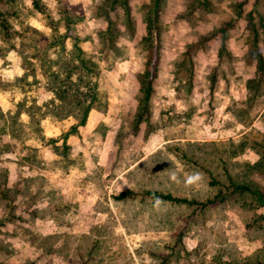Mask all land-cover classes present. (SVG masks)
Listing matches in <instances>:
<instances>
[{
	"label": "rangeland",
	"instance_id": "obj_1",
	"mask_svg": "<svg viewBox=\"0 0 264 264\" xmlns=\"http://www.w3.org/2000/svg\"><path fill=\"white\" fill-rule=\"evenodd\" d=\"M256 258L264 0H0V264Z\"/></svg>",
	"mask_w": 264,
	"mask_h": 264
},
{
	"label": "trees",
	"instance_id": "obj_2",
	"mask_svg": "<svg viewBox=\"0 0 264 264\" xmlns=\"http://www.w3.org/2000/svg\"><path fill=\"white\" fill-rule=\"evenodd\" d=\"M156 2L159 3L160 0H156ZM256 50H257V48H256ZM255 52H257V51H255ZM158 61H159V54H158L157 48L153 47V51L150 52L147 56V62L145 64V71L143 74V79L141 80L142 92H143V97L141 98V100L144 104L149 103V100H150L151 95H152V91H153L152 84H153V81L155 80V78L157 76ZM237 188L245 189V190L250 189L249 187H247V185L245 187L243 185H238ZM128 194H129V192H124L120 195L119 198H124V197L128 196ZM148 194L151 196V198L153 200H159V199L171 200V201L178 200L175 197H172L171 195H163L160 193H153V192H148ZM259 198L261 199L262 195H260ZM252 264H264V258H261V259L256 258V261L252 262Z\"/></svg>",
	"mask_w": 264,
	"mask_h": 264
}]
</instances>
